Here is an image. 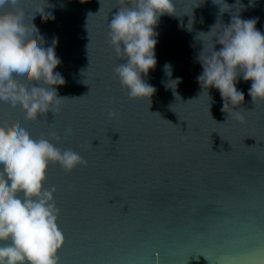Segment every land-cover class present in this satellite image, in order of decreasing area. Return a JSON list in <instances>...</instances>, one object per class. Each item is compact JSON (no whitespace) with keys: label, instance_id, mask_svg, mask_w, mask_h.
<instances>
[{"label":"water","instance_id":"95a60500","mask_svg":"<svg viewBox=\"0 0 264 264\" xmlns=\"http://www.w3.org/2000/svg\"><path fill=\"white\" fill-rule=\"evenodd\" d=\"M201 2L173 0L177 16L160 17L157 62L144 77L155 92L145 101L130 99L112 71L120 61L106 33L117 0H19L44 46L56 39L54 71L65 83L55 87L64 100L60 113L35 121L0 104V126L34 138L54 133L57 147L87 161L67 173L47 169L64 236L59 264H255L264 254V101L254 104L251 81L238 79L240 123L221 111L216 89L209 103L201 94L194 37L218 18L212 0ZM241 3L240 17L257 18L264 33V0ZM219 20L227 24L230 13ZM177 77L174 90L165 86Z\"/></svg>","mask_w":264,"mask_h":264},{"label":"clouds","instance_id":"9594fccd","mask_svg":"<svg viewBox=\"0 0 264 264\" xmlns=\"http://www.w3.org/2000/svg\"><path fill=\"white\" fill-rule=\"evenodd\" d=\"M212 3L218 6L217 21L194 37L201 45L195 55L201 67L196 80L208 103V90L214 88L222 100L221 111L243 123L244 93L236 84L238 79L251 81V101H264V33L256 28L257 18L240 17L245 8L241 0L232 5L227 0ZM252 4L249 0L248 6ZM117 5L106 33L120 61L112 71L130 99L147 101L155 92L144 79L157 62L158 33L154 29L162 15H176L175 5L173 0H117ZM224 13H230L227 24L219 20ZM184 27L192 30L191 15ZM44 43L25 19L19 0H0V104L22 114L26 121L49 112L56 115L62 109L64 97L57 94L55 86L65 81L54 71L61 63L54 51L56 39L47 47ZM163 71L171 76L169 64ZM179 82L177 77L165 86L174 90ZM117 116L108 111L109 118ZM58 141L54 133L34 138L24 127L0 126V264H59L57 252L64 236L57 224L56 188L45 187L47 169L50 163L57 164L67 173L77 166L86 167L87 161L71 148L57 147ZM255 264H264V254Z\"/></svg>","mask_w":264,"mask_h":264},{"label":"snow or ice","instance_id":"6c2138e0","mask_svg":"<svg viewBox=\"0 0 264 264\" xmlns=\"http://www.w3.org/2000/svg\"><path fill=\"white\" fill-rule=\"evenodd\" d=\"M192 253V252H191ZM190 254V253H189ZM186 262V261H185Z\"/></svg>","mask_w":264,"mask_h":264}]
</instances>
